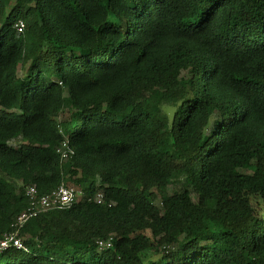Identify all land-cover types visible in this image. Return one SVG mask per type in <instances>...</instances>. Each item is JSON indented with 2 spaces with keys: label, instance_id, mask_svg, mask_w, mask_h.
Returning a JSON list of instances; mask_svg holds the SVG:
<instances>
[{
  "label": "trees",
  "instance_id": "16d2710c",
  "mask_svg": "<svg viewBox=\"0 0 264 264\" xmlns=\"http://www.w3.org/2000/svg\"><path fill=\"white\" fill-rule=\"evenodd\" d=\"M61 184L0 264H264V0H0V238Z\"/></svg>",
  "mask_w": 264,
  "mask_h": 264
},
{
  "label": "built area",
  "instance_id": "2783aa9c",
  "mask_svg": "<svg viewBox=\"0 0 264 264\" xmlns=\"http://www.w3.org/2000/svg\"><path fill=\"white\" fill-rule=\"evenodd\" d=\"M23 23L18 22L15 25L18 34L23 32ZM65 149H59L57 153L60 154V160L70 159L74 155V151L67 147V141L63 144ZM82 196V191L72 185L61 184L54 191L39 195L34 186L28 187L25 190V197L28 201L27 208L16 218L15 222L11 225V231L5 232L0 238V252L9 248H16L18 250L27 251L21 242L18 233L20 228L31 218L51 211L54 209H69L73 203ZM103 199L102 193L98 192L94 200L98 204ZM111 247V239L108 241L97 242L98 251L107 250Z\"/></svg>",
  "mask_w": 264,
  "mask_h": 264
},
{
  "label": "clouds",
  "instance_id": "9594fccd",
  "mask_svg": "<svg viewBox=\"0 0 264 264\" xmlns=\"http://www.w3.org/2000/svg\"><path fill=\"white\" fill-rule=\"evenodd\" d=\"M63 185H65V184H63ZM73 186V185H72Z\"/></svg>",
  "mask_w": 264,
  "mask_h": 264
}]
</instances>
